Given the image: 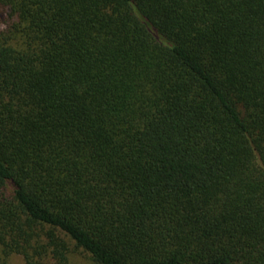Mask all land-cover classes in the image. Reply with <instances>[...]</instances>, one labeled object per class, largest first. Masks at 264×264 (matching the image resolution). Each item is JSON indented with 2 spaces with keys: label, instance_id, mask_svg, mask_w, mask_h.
I'll use <instances>...</instances> for the list:
<instances>
[{
  "label": "trees",
  "instance_id": "obj_1",
  "mask_svg": "<svg viewBox=\"0 0 264 264\" xmlns=\"http://www.w3.org/2000/svg\"><path fill=\"white\" fill-rule=\"evenodd\" d=\"M264 264V0H0V264Z\"/></svg>",
  "mask_w": 264,
  "mask_h": 264
},
{
  "label": "rangeland",
  "instance_id": "obj_2",
  "mask_svg": "<svg viewBox=\"0 0 264 264\" xmlns=\"http://www.w3.org/2000/svg\"><path fill=\"white\" fill-rule=\"evenodd\" d=\"M69 260L71 264H95L90 256L81 251L71 253L69 255ZM7 264H25L20 255L11 254L7 259Z\"/></svg>",
  "mask_w": 264,
  "mask_h": 264
}]
</instances>
